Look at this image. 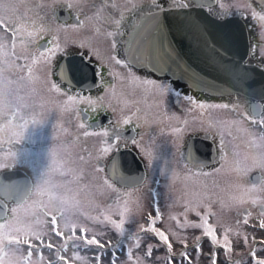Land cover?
<instances>
[{"label":"flooded vegetation","instance_id":"af4514ba","mask_svg":"<svg viewBox=\"0 0 264 264\" xmlns=\"http://www.w3.org/2000/svg\"><path fill=\"white\" fill-rule=\"evenodd\" d=\"M172 2L173 0H155V3L164 9L171 6ZM179 2L186 3L189 7H202L216 18L240 19L246 27L248 38V50L244 63L264 69V19H260L261 16H264V0H242L238 6H233L234 4L232 2L229 3L231 5H221L219 0H179ZM92 4L97 5L96 11H99L100 16L98 20L94 19L88 21L85 17H91L94 13V10L91 7ZM88 5V9L77 11L73 9V11L70 12L65 9L64 1L60 2L58 0L55 5L56 8L53 9L52 13L49 15H41H44L47 18V21L46 19L42 20L40 16L37 18V14L31 12L29 15V21L33 24L38 20H41L42 23L45 22L48 31H45L40 35L42 38L38 37L33 41L30 53H35L38 56V49L49 46L48 41L51 40L53 35H56L52 34L54 27L56 26L58 30L59 24L61 23H77L76 16L79 15V19L84 21L83 27H79L81 28L80 30L85 29L89 31L90 37L93 34L99 37L101 35L104 36L106 38L105 41L110 47V54H113L112 42L114 40L117 44L116 54L121 59L127 60L124 54L127 36L130 34L135 23L143 13L158 9L153 6V0H146L142 3L138 2V4L129 0H108L107 4L103 7H101V0H91L88 2ZM113 5L115 7H113ZM133 8L134 10H132ZM253 11L258 14L255 18L252 15ZM121 13H123V16H121ZM117 20H121L119 27H117L115 23ZM97 28L99 29V32L96 31ZM77 31L79 32V30ZM108 31H112L114 36L109 37L107 35ZM85 41L86 40L83 42L85 47L82 48V51L72 54L78 53L86 56L92 46ZM72 54L65 55L62 59ZM88 61L92 62L96 68L98 65L104 66V72L102 81L100 75L97 74V85L94 88H72L73 93L79 91L86 97L101 87H104L105 89V85L108 82L115 83L116 81V78L114 80L113 77L108 74V66H113L112 64L96 61L92 57H90ZM26 67L19 69L24 71ZM57 67L58 64L57 66H51L52 81L56 80L62 88L67 89L69 85L58 76ZM133 67L135 66H132V68ZM121 69L124 70L122 66ZM145 71L147 74L150 72L147 70ZM10 75L14 76L15 72H10ZM121 75H123V73L121 74L120 72V78ZM163 76L168 77L173 81V85L170 87L176 92L182 95L191 96L196 101L205 102L206 108L201 109L196 108L197 106H190L184 100L177 103L175 102L176 96L174 93V96H172L171 93L162 96L151 86H145L142 83L140 90L142 89L143 92L137 94L129 93L128 96H117L118 98L116 97L111 106H109L110 104L108 106L106 104L95 105V108L97 109L96 111H92L85 102L69 104L67 109H65V96H52L49 93L44 95L43 91L39 88V85H36V90L39 91L37 96L36 94L24 90L22 87H18L14 92L17 96H1L0 105L7 100L11 107L6 112L0 111V126H7L8 116L11 115L12 108L19 109V114L14 123L18 124L22 122L20 117L29 121L35 117L38 120L46 121V123L42 126L29 123V130L26 133V136L36 139L37 142L35 144L30 143L29 139L19 138L21 141L20 146H25L34 153H37L38 157L34 156V162L39 171L34 170V168L28 164L20 162L22 161L20 159H23L20 155V158L16 160L18 162L11 159L10 161L7 160L0 163V174L21 170L28 175L29 179V182L24 185L25 189L30 187L28 194L22 201H16L14 199L8 200L2 195V192H0V198L2 197L7 203V214L4 218H0V222L9 219L13 207L28 206L29 201H31L30 205L33 206V209H39L49 218V220H51V217L48 216L50 212H43V208L46 207L44 205H36V202H39L40 197L52 196L54 198L61 193H64L63 196L76 194L79 193L78 189L80 187H87L85 194H87V196L89 194L94 200L97 198L96 203H99L100 211L103 209V202H107L109 205L111 204V208H108L109 212L116 211V206L118 205L120 198L123 196L127 197L131 189L140 187L144 183H150V180L151 183L148 185L149 190H147L148 208L145 213L148 214V216L151 211L156 214L155 206L158 204L161 214L166 218L165 209L167 208V205L164 202L162 190L157 192V188L159 189L162 182H159L158 179L152 181L154 177L153 171L158 169L157 167H152V165H163L164 170L167 171L166 178L173 190H177L181 193L183 190H180L181 187L178 184L182 181L186 187V191H183L184 194H182L184 199L187 200L188 197H192L196 192H201L203 194L210 192L207 186H209V181L213 180V175L216 172L214 170L221 168L222 165H227L229 151H235L238 149L237 152H239V149H241L242 153L244 155L247 154L248 157L264 152V147L257 148L253 146V141L258 140V137L261 134H264V128H261L259 124L253 125L249 121L243 119V114L245 112L250 114V111L254 106L264 107V96L253 97L239 92L223 95L210 94L195 90L189 87L187 83L182 82L179 79H174L169 75H162L160 77ZM34 77L35 75H33V72L30 74H22V78H25V80L28 81H32ZM118 92L119 89L117 93ZM117 93H115V95ZM132 96H137L139 103L136 108L130 109V107H127L128 104L126 105L124 102L127 103L129 100L131 103ZM96 97L98 98V96ZM162 100L165 101V103H161ZM216 102L228 105V107L225 108V113L222 114V118L225 122L224 125L216 124L214 107H207V105H215ZM125 107L128 110H126ZM189 108H191V110H189ZM77 109H79V113H77ZM121 109L122 111H120ZM128 116L132 117V122L121 128L119 121ZM198 117L201 119L198 120ZM82 119L89 125L91 130H98L100 124H109V122L115 121L116 123L112 126L119 130L122 136V139L119 142V147L105 158L98 161L96 157L102 146V138L98 136L84 137L83 129L79 127ZM176 128H180L181 131H174ZM33 133H35V135H33ZM221 138H223L225 153V159L223 161L218 159L220 155L219 143ZM108 139L111 141L112 138L109 137ZM133 139L137 141L136 144L132 143ZM60 140L63 144L58 142ZM140 140H144L146 144H140ZM195 141H199L202 148L207 149L208 151H204L203 156L200 157L201 160L207 162L206 166L203 167L202 172L198 171V169H201L200 164L189 163L186 159V155L190 153V149L194 147ZM56 144L61 147H58ZM52 149L56 150L57 164L53 165V168H46L44 165H51L52 160L51 157H45L44 153L45 151H50ZM123 150L134 151L143 162L145 169V178L143 182L138 186H127L113 181L114 187L119 191L117 192L112 188H108V191L104 196L97 197L102 193V185L105 176H110L108 172L109 163L119 151ZM40 153L41 155H39ZM148 153H152L156 157L151 166L149 165V160L153 157L148 155ZM75 156L81 165L84 166L79 174H76L75 169H72L70 164L72 162L70 160L75 159ZM81 156L83 157V160L80 159ZM97 164L103 166L104 172H98L96 170ZM69 169L71 171H69ZM223 170H225V167ZM41 171L46 172V175L42 177L40 175ZM62 172L64 174H61ZM203 173L208 174L205 175ZM219 174L220 173H217V175ZM227 174L225 176H227ZM248 175L251 183H253V178L256 176L260 177L258 184L264 181V170L253 169ZM210 176L211 178L209 179ZM194 178H200L201 181L196 182ZM44 180H48L49 183L44 184ZM223 181L224 180L221 179L220 183L223 184ZM94 191H96V197ZM105 196L107 197L105 198ZM153 201L155 203H153ZM185 205H182V208H184ZM256 208L257 204H253L251 201L249 207L243 205L241 208H236L234 213L237 221L245 225V228L251 232L249 236L245 231L247 240H252L253 237H255V240L261 241L264 240V234L261 233L263 229L260 228V219L254 223L248 222L250 223L248 225L243 222L245 211L250 214L248 216L249 219L252 215V211ZM258 208L260 211H263L264 204H259ZM19 209L22 210V208ZM210 210L214 213V210L211 209V207ZM218 210L224 211V214L225 212L230 213L227 205L224 207L222 205ZM218 210L215 209L214 215L209 217V222L217 215L221 216V214H219L221 212H218ZM64 212L66 215V211ZM109 212L107 214H111ZM204 212L201 213L203 214ZM58 225L57 222V229L61 231ZM48 229H50V233L55 235L53 232L52 221L50 223V228L48 227ZM61 232L63 233V236L60 237L55 235L56 239H52L53 241H49L51 237L42 239L43 243H41V241H36L34 249L39 252H48V255L45 257L52 262L59 261L60 264H65V262L66 264H73L72 260H76L73 253L78 249L80 250L85 247L83 242H76V239L81 235L76 232L74 237L73 234L71 236H66V232ZM69 237H73V239L70 240L68 239ZM242 240H244V235ZM49 243L53 246L52 248L48 247ZM106 243L108 244V241ZM202 248L203 251L200 255L202 258H205L210 248H207L206 246ZM98 252L99 251L94 253L93 262H91L92 264H97L95 257ZM261 255L263 254L261 253ZM60 257H63L64 259H60ZM217 264L225 263L218 261Z\"/></svg>","mask_w":264,"mask_h":264},{"label":"rangeland","instance_id":"374dc122","mask_svg":"<svg viewBox=\"0 0 264 264\" xmlns=\"http://www.w3.org/2000/svg\"><path fill=\"white\" fill-rule=\"evenodd\" d=\"M57 1L58 0H0V3L11 4L16 9L15 12L0 13V15L3 16L4 22L9 29H15L19 24L28 25L29 30H32L33 27H44L47 29V24L45 22L42 23L41 20L36 21L34 24L30 22L29 15L31 14V12H35L37 14V18L40 16L42 20L46 19L47 21V18L44 15H41H49L50 13H52L53 9L56 8L55 5ZM59 1L63 2L64 0ZM89 1L91 0H73V2L77 4V8L75 10L77 11L88 9ZM129 1L138 4V2L142 3L146 0ZM219 1L221 5H231L229 3L232 2L234 4L233 6H238L242 2V0ZM80 29L81 28H77L75 30L68 29L65 31L57 30L56 26L54 27L52 34L57 35L58 40L61 43L64 51L62 54H59L54 58V61L51 66H57V64L59 66V63L62 61V57L65 55L82 51V48H84L85 46L81 47L80 45L84 42V40H86L85 42L92 46L91 50H93L94 53L98 54V56L100 57L99 60H97L96 55H93L92 58L99 62H107L108 64H112L114 67V72L119 74L115 77V83L108 82L105 85V89L104 87H101L98 90L94 91L95 94L92 93L89 95L93 98V100L97 99L96 96L106 97H103V100L96 103V105L106 104L108 106L110 104L109 106H111L113 105L114 100L117 96H128L129 93L137 94L139 92H143L142 89L140 90V80H136L132 77H129L127 68L123 67L124 70H122L120 65H115L114 61L110 60L112 53L110 54L111 50L109 45L105 41L106 38L102 35L99 37L95 36L94 34L90 37L89 31L85 29ZM77 30H79V32ZM42 33H40V35H42ZM12 43L13 41L11 32H6L3 28H0V46H3V51L12 52ZM32 43L33 41H26L25 44L22 46L20 38L18 37L16 40L15 48L16 55H21L25 52V50L27 54H31L30 51L32 50ZM15 63L17 64V66ZM30 63L31 55H28L27 61L19 60L15 57L0 56V91H7L9 93V95L7 96H17L14 92L18 89V87H22L24 90L36 94L37 96L39 91L36 90V85H39V88L43 91L44 95L49 93L52 96H62L61 94H58L51 90L50 85L51 82H53L52 77L51 75H49L48 66L42 61L38 62L36 65H32V72L33 75H35L32 81H28L25 80V78H22L23 73H28L26 65H29ZM23 67H26L24 71H22V69H19ZM10 72H15V75L11 76ZM120 72L121 74L123 73V75H121V78ZM132 73L134 77L151 78L157 81H162L168 84L169 86L173 85V81L170 78L165 76L160 77L151 72L147 74V72L143 69H137L133 67ZM55 82L57 81L55 80ZM118 89L119 92L117 93ZM115 93L117 94L115 95ZM171 95L174 96L173 93H171ZM180 101L182 102V100ZM138 103L139 101L137 100V96H132L131 103L129 102V100L127 103L124 102V104H128L127 107H130V109L136 108ZM215 105L223 104H221L220 102H216ZM196 108L199 107L197 106ZM120 111H122V109ZM214 113L216 118V124L224 125L225 122L222 118V114L225 113V108L214 107ZM197 119L200 120L201 118L198 117ZM61 140L58 142L63 144ZM20 142V140L17 141V138L11 135V129H8L7 126H0V163H3L7 160L10 161L11 159H13L15 162H18L16 160L19 159L20 156H14L12 154H19L25 149L30 150L25 146H20ZM139 143L143 145L146 144L144 140H140ZM56 145L58 147H61L58 144ZM237 151L238 149L235 151H229V160L227 165H222L220 171L215 172V174L213 175L214 177L212 176L213 180H210L209 186H207L210 192H207V194L196 192L193 194L192 197H188L187 200H185L183 197V191H186L185 184L182 181L178 184L181 187L180 190H183L181 193L177 190H173L166 178L167 171L164 170L163 165H152V167L158 168L157 170L153 171L154 177L152 181L158 179L159 182H162V185L159 186V189L157 188V192L159 190H162L164 202L167 205V208L165 209L166 218L161 214V210L159 208L161 219L155 226L169 234V239L173 241L172 252L175 254H179L181 251H183V247L176 240H173L171 233H177L179 238H187V247L189 256L192 259V264H211V252L213 251V249L211 248L208 239L205 238L201 241V244L202 247L206 246L207 248H210L209 252L205 258H202L201 255H197L194 249V244L195 238L197 236L202 235L201 230L194 228H187L182 230L178 226V222L179 224H183L185 220V207L182 208V205H185L186 203L187 205H190L191 203V206H198V211L200 213L204 212L206 204L210 205L211 209L214 210V213L215 209L218 210L222 205L223 207L226 205L229 207L228 211L230 213L225 212L224 214V211L218 210V212H221L219 213L221 214V216L217 215L216 217L212 218L209 222L215 226V231L218 237H221L223 233L227 232L228 238L232 244L231 252L227 254L225 253L223 248H217L215 250L217 253L216 264L218 263V261L225 264H252V259L250 256L251 250L254 247L258 249L263 248V244L259 243L260 241L253 239L247 240V245H245V241L242 240L243 235L245 237L247 232V235L250 236L251 232L245 228V225L237 221L236 215L234 213V210L236 208H241L243 205H247L249 207L251 201L255 200L257 208L252 211V215L249 218L250 220L248 219V222L254 223L259 219L260 222L264 221V210L260 211L258 208L259 204H264V181L258 184L257 189L253 191H247V189L251 188L252 183L250 182L248 175L250 171L245 172L244 170L252 167V157H248L247 154L244 155L241 149H239V152ZM32 159L34 162L35 157H33ZM70 161H72L70 163L72 169H75L76 174H79V172H81L84 166L81 165L76 156L75 159H72ZM224 167L225 170H223ZM217 173L220 174L217 175ZM226 174L227 176H225ZM210 178L211 176L209 177V179ZM221 179L224 180L223 184L220 183ZM195 180L196 182L201 181L200 178H196ZM150 183H144L140 187L131 189L127 197L123 196L122 198H120L119 203L116 206V211L114 210L112 212H105V214H107L108 212L111 213L112 218L118 221L120 219L119 212L123 211L125 209V206H127L128 209V211L125 212V219L127 221L125 224L126 239L124 248L122 250L117 251V264H131L126 254L127 249L129 247H132L131 256L133 260L139 258L140 264H167L166 248L164 245L158 244V241L151 232H143L139 241L136 240V236L141 232V226L143 225L144 228L147 229L149 225V216L145 212L148 208L147 190H149L148 185ZM86 188L80 187L78 189L79 193L66 196H63L64 193H61L59 196H55L54 198L52 196H39L40 199L38 203L36 202V205H44L47 209L43 208V212L49 211L50 213H47L49 217H51L52 215H55L57 217V222L59 224L58 227L61 231L66 232V236H71L73 234V225H76L75 234L76 232H78L81 235L80 229L82 227L90 229V231L86 233L88 238H92L94 234L103 233L102 235H96V238L105 245L104 251L107 253L106 255L101 257L100 264H111V250L108 248V244L106 242L111 241V243L115 245L117 240L120 239V237L110 225H105L102 227L99 223H96L95 221L90 220L88 218L90 216H96L100 220H102L103 216L100 215L101 211L99 209V203H96L97 198H95L94 200V198L90 197L89 194L87 196V194H85ZM107 191L108 187L104 184L103 181L102 193L97 197L104 196ZM94 194L96 197V191H94ZM63 197H67L70 200L79 201L78 207L70 208L68 211H66V215L64 211L62 212L64 205L61 203V198ZM106 197L107 196H105V198ZM241 200L243 202H241ZM200 201L203 202L198 203ZM30 202L31 201H29L28 206H18L17 208L13 207V209H17L16 213L14 214L12 211L10 213L11 215L9 219L1 221L0 224L9 222L15 224L16 222H18L20 225L29 228L30 232L36 233L37 235H25V233L23 232L18 233L15 231H10L9 235L19 239L20 244L19 246H17L16 244L9 245L8 240L5 239L3 241V244L6 247L2 258H0V264H60L59 261L52 262L50 260H47L45 256L48 255V252H39L34 249L36 241H43L42 239L49 237H51L49 241H53L52 239H56V236L50 233V229H48V227L50 228L51 220H49V218L44 215L39 209H33V206L30 205ZM153 203L155 202L153 201ZM108 205L109 204L107 202H103L102 210H108ZM19 208H22V210ZM149 214H151L152 216L156 215L153 211H151ZM172 216H176L177 219H171ZM187 219L189 221L199 222V217H197L196 214L191 211L187 213ZM65 225H67V227H65ZM261 233L264 234V229ZM129 235H131L132 239H127ZM26 240L33 245V248L31 250V256H29V246L27 243H25ZM76 242L82 243L83 240L79 239L78 237L76 239ZM137 242L140 245L138 248L134 247L135 243ZM149 244L153 245V251L150 257L147 255V247ZM97 251H100V249L95 246L83 247L80 250L78 249L75 253H73L74 258L76 260H72V263L92 264L91 262H93L94 253ZM261 253L264 255V251H260L257 253L258 257L264 258Z\"/></svg>","mask_w":264,"mask_h":264},{"label":"snow or ice","instance_id":"6c2138e0","mask_svg":"<svg viewBox=\"0 0 264 264\" xmlns=\"http://www.w3.org/2000/svg\"><path fill=\"white\" fill-rule=\"evenodd\" d=\"M107 2H108V0H101V7H103L105 4H107ZM64 4H65V9L70 11V12L73 11V9L77 8V4L74 3L73 0H64ZM153 6L158 8L159 10L164 9V8H161L160 5H157L155 3V0H153ZM91 7L94 10L93 16L85 17V19H87L88 21H92L94 19L98 20L100 13H99V11H96L97 5L92 4ZM167 9L169 11H180V10H186V9H190V8H189V5L186 3H180L179 0H173L172 5L169 6ZM132 10H134V8ZM15 11H16V9L14 8L13 5L8 4V3H0V13L15 12ZM252 15L255 18L258 14L255 11H253ZM121 16H123V13H121ZM76 19H77V23H73V24L61 23V24H59L58 30H65V31L68 29L75 30L79 27H83L84 21L79 19V15L76 16ZM260 19H264V16H261ZM153 22H154V18H153ZM115 23H116V26L119 27L121 24V20H117ZM0 28H3L6 32H9V31L11 32L12 41H13V43H12L13 51L12 52L3 51V46H0V56L15 57L16 59L27 61L28 55H31V64L26 65L27 69H28V73L30 74L32 72V65H36L38 62L42 61L44 64H46L48 66L49 75H51V65L54 61V58L57 55L62 54L64 51L61 43L58 40L57 35H53L51 37V40L48 41L49 46H45L43 48L38 49V52H39L38 56L35 53L27 54L26 50L24 53L17 56L16 52H15V48H16V40L18 37L20 38L21 45L23 46L26 41L32 42V41H35L38 37L42 38V36H40V33L48 31V29H46L44 27H40V28L33 27L32 30H29V27L26 24H19V25H17V27L15 29H9L4 22V18L2 15H0ZM96 31L99 32V29L97 28ZM107 35L109 37H112V36H114V33L112 31H108ZM135 41H136V36L132 35L126 41V43L129 46V48H131ZM80 46L84 47L85 45L82 43ZM149 47H151V46H149ZM116 48H117V44L113 40V42H112L113 54L111 55L110 60L114 61L115 65H120L122 67L127 68L129 77H132L136 80H140L141 83L145 86H151L153 89H155L162 96H166L170 93H174L176 96L175 102H177V103L180 100H184L190 106H198L201 109L206 107L205 102L196 101L195 99H193L191 96H188V95H182V94L176 92L168 84H166L162 81H157V80L151 79V78L134 77V75L132 73V66H133L132 63L126 59H121L120 57H118V55L116 54ZM168 49H169V51H174V49H171L170 45L168 46ZM93 55H96L97 60L100 59L98 54L94 53V51L91 49L89 50L88 54L86 56H84V59L87 61ZM149 55H151V52H149ZM147 58L148 57L143 55V54L137 55L136 62H139L140 60L147 59ZM103 72H104V66L98 65L97 68H95V74L92 78L93 83L96 82L97 74L100 75L101 81L103 80ZM108 74H109V76H112L113 79H115V77L117 75H119L118 73L114 72V67L111 65L108 66ZM62 78L65 79L66 83L69 85V87L67 89L62 88L61 85L55 81L51 82L50 88L52 91L66 97V100L64 102L65 109H67V106L69 104H76L78 102H85L92 109V111L97 110L95 108V105L99 101H102L103 97H98L96 100H93L92 97H90V96L86 97L82 93H80L79 91L73 93L72 88L73 87H76V88L81 87L83 84V80L76 79L74 76V72H73L72 68L70 66H68L67 64L64 67ZM7 95H9V93L7 91H0V96L6 97ZM161 103H165V101L162 100ZM10 107H11L10 104L7 102V100H5L2 103V105H0V111L6 112ZM207 107L227 108L228 105H207ZM189 110H191V108H189ZM77 113H79V109H77ZM18 114H19V109L18 108H12L11 109V115L8 116L7 127H8V129L12 130L11 135L13 137H16L17 141L19 140V138H26V139H29L30 143L35 144L37 142L36 139L26 136V133L29 130L28 125H29V123H32L33 125H41L42 126L44 123H46V121L38 120L35 117H33L31 119V121H29L27 119H24L23 117H20L22 122L17 124V123H14V121L17 119ZM243 119L249 121L253 125L259 124V126L261 128H264V107L254 106L251 109L250 114L248 112H245L243 114ZM131 122H132V117L128 116L126 118H122V120L119 121V124H120V127L123 128V126L128 125ZM115 123H116L115 121H111V122H109V124H100L98 130H91L89 125L87 123H85L83 119L81 120V122L79 124V127L81 129H83V136L84 137L98 136V137L102 138V146L99 150V154L96 157V159L98 161L105 158L107 155H109L115 149H117L119 147V142L121 141L122 136L120 134V131L112 126ZM174 131L179 132V131H181V129L176 128V129H174ZM33 135H35V133H33ZM109 137L112 138L111 141H109V139H108ZM9 142H11V141H9ZM132 143L136 144L137 141L135 139H133ZM253 146L257 147V148L264 147V134H261L258 137V140L253 141ZM219 149H220V155H219L218 159L223 161L225 159L223 138H221V140H220ZM12 155L22 156L23 157V160L21 161L22 163L28 164L29 166L33 167L34 170L39 171L36 168L35 163L33 162V159H32L34 156L38 157L37 153H34L31 150L25 149L23 152H21L19 154L13 153ZM39 155H41V153ZM44 155H45V157H51V160H52L51 165L45 164L44 167L53 168V165L57 164L56 150L52 149L50 151H45ZM148 155L153 157L152 159L149 160V165L151 166L153 163V160L156 157L152 153H148ZM80 159L83 160V157L81 156ZM186 159L189 163L200 164L201 169H198V171H201V172H202L203 167H205L207 164L206 161H203L200 159V157L195 153L194 150H193V152L188 153L186 155ZM253 169L264 170V152H261L257 155H253L252 156V167L249 169H245L244 171L248 172V171H251ZM53 170H57V169H53ZM96 170L98 172H104V168L100 164L96 165ZM69 171H71V170L69 169ZM214 171L219 172L220 168H217ZM109 172H110V176L109 175L105 176L104 184L107 185L108 188H112L114 191H117V192L119 190L114 187L113 181L120 183L121 185L138 186L139 184H141L143 182V180L145 178L143 175L138 176V177H134V178L124 175L120 162L117 161L115 158H113ZM61 174H64V173L62 172ZM203 174L207 175L208 173H203ZM40 175L43 177L46 175V172L41 171ZM259 181H260L259 176L254 177L252 186L250 189H247V191H253V190L257 189ZM43 182H44V184L49 183L48 180H44ZM21 191H22V185H20V184H17V183H7V184L0 183V192H2L8 198L15 197L18 200L22 201L23 197L20 195ZM202 202L203 201H200L198 203H202ZM241 202H243V201L241 200ZM61 203L64 205L62 212L68 211L70 208L78 207V205H79V201L70 200L67 197L61 198ZM252 203L255 204L256 201L253 200ZM109 208H111V204L109 205ZM205 209H206L205 212L202 214L198 211V206H191V205L186 204L185 205V211H184L185 220H184L183 224H179V222H178V226L182 230L187 229V228L200 229L202 232V235L197 236L195 238L194 249H195L197 255L202 254L203 248H202L201 241L203 239L207 238L211 248L213 249V251L211 252V264H216L217 253L215 250L217 248H223L225 253L227 254V253L231 252L232 244L228 238L227 232L223 233L221 237L217 236L216 231H215V226L213 224L209 223V217L213 216L214 213L211 212L210 205H208V204L205 205ZM12 211L15 214L17 209L14 208V209H12ZM107 211L108 210H102L101 211L100 215L103 216L102 220H100L96 216H90L88 218L90 220L95 221L96 223H99L102 227L105 225H110L116 231L117 235L120 237V239L117 240L115 245H113L111 243V241L108 242V248L111 250V255H112L111 264H117V258H118L117 257V251L122 250L124 248V244H125V239H126V237H125V224L127 222L125 219V212H127L128 209H127V206H125V209L123 211L119 212L120 219L118 221L113 219L111 214H105V212H107ZM155 211H156L155 216H152L151 214H149V225H148L147 229H145L143 225L141 226V232H140V234H138L136 236V240L139 241L143 232H145V231L151 232L153 234V236L156 238V240L158 241V244L165 246L166 251H167V264H192V259L189 256L188 247H187V238L186 237L179 238L177 233H175V232L171 233L173 240H176L183 247V251H181L179 254L173 253L172 252L173 241L169 239V234H167L165 231H163V230H161L155 226L161 219L158 204L155 206ZM189 211L194 212L196 214V216L199 217V222L189 221L187 219V213ZM249 215L250 214L247 213V211H245L244 220H243V222L245 224H248V216ZM171 219L176 220L177 217L172 216ZM51 221H52V225H53L54 234L56 236L62 237L63 233L57 229V217L55 215L51 216ZM37 222H39V221H37ZM65 227H67V225H65ZM75 228H76V225H73V237L75 236ZM260 228L264 229V221H262L260 223ZM10 231H15L18 233L23 232V233H25V235H28V234H31L33 236L37 235L36 233L30 232L29 228L20 225L18 222H16L15 224H13L11 222L0 224V258H2V255L4 254V251H5L6 246L3 244V241L5 239L8 240L9 245L16 244L17 246H19V244H20L19 239H17L14 236L9 235ZM88 231H90V229L82 227L80 229L81 236L79 237V239L83 240V244L85 247L94 245L98 249H100V251L97 253V255L95 257L97 264H100L101 257L106 255L107 253L104 251L105 245L103 243H101L96 238V235H102L103 233H97V234H94L92 236V238H88V236L86 235V233ZM73 237H69L68 239L71 240V239H73ZM127 239H132L131 235H129L127 237ZM244 240H245V245H247V237L246 236L244 237ZM253 240H255V237H253ZM25 243H27L29 246V256H31V250L33 248V245L27 240L25 241ZM41 243H43V242L41 241ZM259 243L264 244V240H261ZM139 246L140 245L138 242L135 243V245H134V247H137V248ZM48 247L52 248L53 246L49 243ZM152 251H153V245L149 244L147 247V255L149 257L151 256ZM260 251H264V248L258 249V248L254 247L251 250L250 256L252 259V264H264V258H260L257 255V253ZM131 252H132V247H129L127 249V253H126L128 260L131 262V264H140L139 258H137L136 260H133V258L131 256ZM60 259H64V258L60 257ZM65 264H66V262H65Z\"/></svg>","mask_w":264,"mask_h":264},{"label":"water","instance_id":"95a60500","mask_svg":"<svg viewBox=\"0 0 264 264\" xmlns=\"http://www.w3.org/2000/svg\"><path fill=\"white\" fill-rule=\"evenodd\" d=\"M189 8L180 11L165 8L143 13L126 38L127 41L130 36H136L131 48L125 42L127 60L138 69L159 76L169 75L195 90L216 95L239 92L263 97L264 69L244 63L248 38L243 22L238 18H216L202 7ZM169 45L174 51H169ZM141 54L148 58L136 62L137 55ZM66 64L72 68L76 79L83 80L82 88L91 89L97 85V76L95 83L92 79L96 67L86 61L84 55L76 53L62 59L57 68L61 79ZM193 150L199 157L203 156L204 151L208 152L199 141L194 142L190 153ZM114 158L120 162L124 175L145 177L143 162L134 151H119ZM112 161L108 165V172ZM28 182V175L21 170L0 174V183L22 185L20 195L23 200L30 189L24 187ZM2 195L8 200L21 201ZM6 214L7 203L1 197L0 218Z\"/></svg>","mask_w":264,"mask_h":264},{"label":"trees","instance_id":"16d2710c","mask_svg":"<svg viewBox=\"0 0 264 264\" xmlns=\"http://www.w3.org/2000/svg\"><path fill=\"white\" fill-rule=\"evenodd\" d=\"M142 11V10H141Z\"/></svg>","mask_w":264,"mask_h":264}]
</instances>
